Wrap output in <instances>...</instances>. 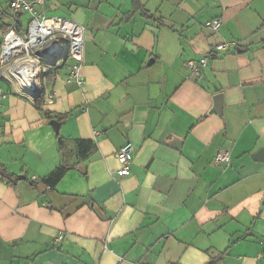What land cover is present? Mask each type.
<instances>
[{
	"label": "crops",
	"instance_id": "1",
	"mask_svg": "<svg viewBox=\"0 0 264 264\" xmlns=\"http://www.w3.org/2000/svg\"><path fill=\"white\" fill-rule=\"evenodd\" d=\"M133 1L46 6L86 28L82 87L67 82L68 60L33 98L0 75V163L17 177H0V264H264V162L253 160L264 148V0H138L162 27ZM230 41L236 50L191 73L188 61ZM58 114L68 117L56 133ZM58 135L72 168L49 189ZM76 140L94 142L86 160ZM127 141L131 173L119 177ZM220 150L230 165L212 166Z\"/></svg>",
	"mask_w": 264,
	"mask_h": 264
},
{
	"label": "built area",
	"instance_id": "2",
	"mask_svg": "<svg viewBox=\"0 0 264 264\" xmlns=\"http://www.w3.org/2000/svg\"><path fill=\"white\" fill-rule=\"evenodd\" d=\"M50 0H11L7 13L8 29L0 45V75L15 85L19 91L30 98L45 90L48 76L58 65L70 61L68 83L78 87L84 85L82 65L84 62V35L86 28L65 17L48 15L46 6ZM27 15L24 24L23 17ZM222 21L215 19L208 22L205 28L216 33ZM234 41L220 42L215 45L208 56L199 60H190L187 67L194 76H200L201 68L208 65L209 58L220 53H229L237 49ZM7 94L0 87V104ZM134 146L127 141L117 152L119 163L117 175L126 177L131 173ZM231 154L220 150L212 160V166L230 165ZM63 235L58 236L60 242ZM123 258L118 259V264Z\"/></svg>",
	"mask_w": 264,
	"mask_h": 264
},
{
	"label": "trees",
	"instance_id": "3",
	"mask_svg": "<svg viewBox=\"0 0 264 264\" xmlns=\"http://www.w3.org/2000/svg\"><path fill=\"white\" fill-rule=\"evenodd\" d=\"M133 3H134L135 8L142 9V12L145 16L150 17V18L152 17L158 23L159 27H162L163 25H165V21L162 17L156 18L153 15L152 16L149 15L148 12L145 11V9L140 5L138 0H134ZM42 105H43V98L42 97L37 98L35 100V106L37 107V109H39L40 111H44L42 109ZM44 113L47 119L49 120L53 119L52 112L44 111ZM54 117L60 123H62L67 119L68 115L58 114L56 116L54 115ZM57 141H58L59 151L61 155L63 156V161L56 169H54L49 175H47L46 177L42 179L43 183L49 186V189H54L56 185L61 181V179L65 176L67 171L72 168V166L66 162L67 141L64 138H62L60 135L57 136ZM75 147H76L77 159L79 161H83L89 158L90 154L95 150V144L91 140H76ZM0 177L4 179L5 181H7L8 183H11L14 185L17 182V177L14 174L10 173L6 169V167L1 163H0ZM30 182L34 184L32 180H30Z\"/></svg>",
	"mask_w": 264,
	"mask_h": 264
},
{
	"label": "water",
	"instance_id": "4",
	"mask_svg": "<svg viewBox=\"0 0 264 264\" xmlns=\"http://www.w3.org/2000/svg\"><path fill=\"white\" fill-rule=\"evenodd\" d=\"M163 82V80H162ZM38 96V95H36ZM214 108L212 109V113L216 114H221L222 113V108H223V95L222 94H217L214 97ZM60 122L57 120H52L50 122V125L54 128L56 133H59V128H60ZM253 160L256 162H264V148L260 151H258L254 156ZM23 179V178H22Z\"/></svg>",
	"mask_w": 264,
	"mask_h": 264
},
{
	"label": "rangeland",
	"instance_id": "5",
	"mask_svg": "<svg viewBox=\"0 0 264 264\" xmlns=\"http://www.w3.org/2000/svg\"><path fill=\"white\" fill-rule=\"evenodd\" d=\"M25 22H27V20L25 19Z\"/></svg>",
	"mask_w": 264,
	"mask_h": 264
}]
</instances>
